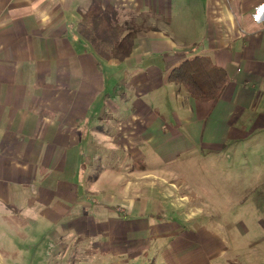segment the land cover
<instances>
[{"label":"crops","instance_id":"1","mask_svg":"<svg viewBox=\"0 0 264 264\" xmlns=\"http://www.w3.org/2000/svg\"><path fill=\"white\" fill-rule=\"evenodd\" d=\"M91 1L0 0V221L4 236L28 242L0 252V264H47L67 253L65 239L84 235L94 247L106 249L109 239L136 253L134 239L152 233L150 218L112 208L119 200L139 205L130 189L156 187L142 181L165 174L154 159L176 160L194 142L224 148L264 130V10L255 16L264 0H103L139 30L123 61L101 59L78 32ZM204 54L231 75L214 104L169 80L181 62ZM138 157L157 168L127 165ZM229 238L175 245L163 259L264 264V236L232 247ZM143 249L139 257L157 248ZM157 252L139 264H164Z\"/></svg>","mask_w":264,"mask_h":264},{"label":"rangeland","instance_id":"2","mask_svg":"<svg viewBox=\"0 0 264 264\" xmlns=\"http://www.w3.org/2000/svg\"><path fill=\"white\" fill-rule=\"evenodd\" d=\"M113 83L115 82L112 81ZM247 127L253 128L252 125ZM240 137L243 138V135ZM242 138H230L224 148H218L212 143L203 142L201 145L194 142L196 147L191 151H184L176 160L152 161L158 162L157 167L165 168L166 172L154 174L157 177L143 176L142 181L155 182L156 187L148 188L143 184L139 191L130 189L128 196L132 200H137L136 194L140 195L139 205L132 206L130 201L126 202L128 205H120L119 200L115 209L112 208L122 215H136L139 212V217L145 215L150 218L152 227L149 229L152 233L148 232L146 236L142 234V237L139 233V238L134 239L137 241L136 245L133 244L136 247L135 255L128 254L126 243H112L109 239H103V245L107 248L102 249L99 243L94 247L93 237L84 235L65 239L69 248L67 253L60 258L55 255L47 264H54L55 259L57 264L148 263L157 260V249L161 252L159 262L168 264L163 259V252L175 245L184 247L198 239L203 243L214 242L219 237L224 238L233 233V238L227 239L228 247L234 246V239L237 244L248 246L251 241L263 237L264 130ZM100 158L106 167L109 162L107 153H103ZM111 160L115 163L117 159L112 157ZM128 160L127 165L132 169L146 171L149 168H157L139 157ZM100 170V166L96 171L92 170V177L98 176ZM104 184L107 187L110 185ZM109 190L113 192V186ZM148 201L154 204L146 206ZM145 210L148 211L146 214ZM141 225H146V222L139 221L142 231L144 226ZM4 227L5 221H0V252L18 251L21 245L26 246L28 242L24 244L21 238L10 240L8 236H4ZM93 231V227L89 229L90 233ZM148 245L157 248L156 254L145 255L147 259L144 255L139 257V254L144 252L143 248ZM173 257L174 260L177 259L176 255Z\"/></svg>","mask_w":264,"mask_h":264},{"label":"trees","instance_id":"3","mask_svg":"<svg viewBox=\"0 0 264 264\" xmlns=\"http://www.w3.org/2000/svg\"><path fill=\"white\" fill-rule=\"evenodd\" d=\"M78 32L103 60H125L131 56L138 28L123 21L119 10L92 0L81 14ZM169 80L184 87L199 102L216 103L231 80L225 68L210 55H196L181 62L169 75Z\"/></svg>","mask_w":264,"mask_h":264},{"label":"built area","instance_id":"4","mask_svg":"<svg viewBox=\"0 0 264 264\" xmlns=\"http://www.w3.org/2000/svg\"><path fill=\"white\" fill-rule=\"evenodd\" d=\"M263 10H264L263 7L258 9L257 14L255 15L257 17V20H261L262 19L263 15L261 13H263Z\"/></svg>","mask_w":264,"mask_h":264}]
</instances>
